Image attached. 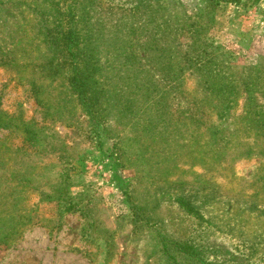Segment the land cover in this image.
I'll use <instances>...</instances> for the list:
<instances>
[{
	"label": "rangeland",
	"instance_id": "374dc122",
	"mask_svg": "<svg viewBox=\"0 0 264 264\" xmlns=\"http://www.w3.org/2000/svg\"><path fill=\"white\" fill-rule=\"evenodd\" d=\"M0 264H264V0H0Z\"/></svg>",
	"mask_w": 264,
	"mask_h": 264
},
{
	"label": "crops",
	"instance_id": "0c3cea01",
	"mask_svg": "<svg viewBox=\"0 0 264 264\" xmlns=\"http://www.w3.org/2000/svg\"><path fill=\"white\" fill-rule=\"evenodd\" d=\"M41 203H43V207H45V206H47L46 204H52V202H50V200L48 199V200H41ZM60 203V202H59ZM41 205V204H40ZM38 208V207H37ZM66 212H68V213H70V212H72V210H65ZM44 212V213H43ZM39 218H41V220H42V222H49V218L50 217H48V215L45 213V211L44 210H40L39 211Z\"/></svg>",
	"mask_w": 264,
	"mask_h": 264
},
{
	"label": "trees",
	"instance_id": "16d2710c",
	"mask_svg": "<svg viewBox=\"0 0 264 264\" xmlns=\"http://www.w3.org/2000/svg\"><path fill=\"white\" fill-rule=\"evenodd\" d=\"M222 1H229V2H231L232 0H222ZM71 209V208H70Z\"/></svg>",
	"mask_w": 264,
	"mask_h": 264
}]
</instances>
